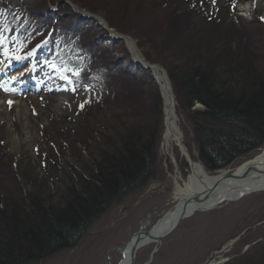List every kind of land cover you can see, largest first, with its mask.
Listing matches in <instances>:
<instances>
[{
	"label": "trees",
	"instance_id": "1",
	"mask_svg": "<svg viewBox=\"0 0 264 264\" xmlns=\"http://www.w3.org/2000/svg\"><path fill=\"white\" fill-rule=\"evenodd\" d=\"M15 1L21 3L0 0V42L11 43L15 51L29 52L39 45L45 58L55 59V44L70 43L92 52L96 62L101 55L109 66L113 49L96 42L98 32L106 34L91 18L97 15L124 37L111 36L115 42L122 40L115 50L122 45L125 54L115 67L117 81H110L96 102L80 105L83 120L62 137L52 165L61 177L56 189L38 174L31 177L34 161L13 157L0 139V264L40 262L72 248L104 212L155 175L164 98L153 71L138 63L125 45L127 37L136 42L144 61L165 69L178 113L190 122L198 160L207 171L226 169L264 144V55L253 51L249 56L250 42L245 49L214 42L206 50L201 41L200 47L189 42L187 32L176 33L180 26L190 30L197 25H191L195 16L199 22H221L222 14L226 19L243 0H227L224 7L215 0L204 18L183 6L185 0ZM200 2V9L208 7L207 0ZM258 24L262 29L263 22ZM149 36L152 48L164 58L153 59L152 51L145 52L141 44Z\"/></svg>",
	"mask_w": 264,
	"mask_h": 264
},
{
	"label": "rangeland",
	"instance_id": "2",
	"mask_svg": "<svg viewBox=\"0 0 264 264\" xmlns=\"http://www.w3.org/2000/svg\"><path fill=\"white\" fill-rule=\"evenodd\" d=\"M11 1L16 5L21 3ZM185 1L187 4L183 6L199 11L202 18L205 12H211L215 3V0H207L205 5L208 7L202 10L199 8L202 1ZM226 3L227 0H220L218 5L224 7ZM235 9L236 12L231 11L226 19L224 12L219 20L221 22L212 20L211 23L215 22L212 24L199 22L200 18L195 16L191 25L194 22L197 25H193L190 30L180 26L176 28V33L180 35L187 32L185 38L189 42L195 41L197 47L203 46L206 50L211 49L214 42H222L232 49L239 46L245 49L250 42L253 50L249 47V56L253 51L254 54L258 52L264 55V0H243L236 4ZM181 11L185 9L181 8ZM94 17L92 15L91 18ZM95 19V23L103 26L106 32H98L100 42H96L108 44L113 49L109 61L115 68L124 58L121 57L125 54L122 45L115 50V46L121 44L117 42L123 39L115 42L111 36L119 37L118 34L98 18ZM259 21L263 22L262 29ZM189 25L190 22L186 21V26ZM84 26L80 29L84 30ZM90 27L87 24V28ZM125 45L132 50L133 46L128 41ZM141 45L145 52L152 51L150 56L153 59L164 58L152 48L150 36ZM80 47L70 43L55 44V59L31 56L18 62H10L0 50L1 147L13 157L26 162L33 160L29 172L31 177L38 174L41 181L46 180L49 187L54 189L61 181L52 167L57 147L64 142L62 137L83 120L80 105L87 101L96 102L105 93L104 88L108 83L119 75L116 68L110 70V65H105V58L101 55L96 62L92 52ZM180 117L184 140L193 158L198 160L192 126L182 118L184 116ZM109 122L106 128L112 124ZM98 135V132L94 133V136ZM262 149L264 144L261 149L239 157L228 170L261 154ZM158 152L155 175L143 188L130 193L122 203L104 212L77 245L30 264H111V261L112 264H119L122 254L113 252L110 261V249L124 245L137 231L151 229L164 213L176 206L177 185L187 180L189 164L181 156L178 147L173 146L168 152H163L160 146ZM81 155L90 160L88 151L82 150ZM62 156L60 162L65 159L64 154ZM154 247L150 244L140 248L135 264H216L223 260H226L223 264H264V190L243 196L237 201L223 202L210 211L196 212L184 219L168 238L158 243L155 254L151 256Z\"/></svg>",
	"mask_w": 264,
	"mask_h": 264
},
{
	"label": "bare ground",
	"instance_id": "3",
	"mask_svg": "<svg viewBox=\"0 0 264 264\" xmlns=\"http://www.w3.org/2000/svg\"><path fill=\"white\" fill-rule=\"evenodd\" d=\"M133 50V48H132ZM158 71V81L163 90L164 108L165 109V122L164 132L162 136L161 150L168 152L170 147L176 146L185 159L189 157V174L184 184L178 183L176 189V197H178L176 203V209H171L170 213L167 214L163 220L157 224L155 231L162 232L168 230L171 225L178 219L183 207V201L189 196H197L198 194L208 193L210 190V197L205 204L190 203L188 211H193V216L199 211H210L216 208L223 202H231L239 200L237 197L241 193L248 192L251 189L264 190V149L261 154L251 158L249 161L241 163L234 169H226L221 171L219 174H212L207 171L203 164L194 159L190 150L187 147L186 141L183 137V130L180 127L182 119L176 108V99L170 86V81L166 77L164 71L156 67ZM160 70V71H159ZM186 148V151L184 150ZM172 150V148H171ZM189 153V155H188ZM186 156H188L186 158ZM251 170H249V169ZM233 176H232V175ZM218 184L213 190V186ZM212 190V191H211ZM253 193V192H252ZM252 193H245L244 196L251 195ZM174 210V211H173ZM189 216V217H190ZM157 245L155 242L144 240L141 242V246L138 248L146 247L147 245ZM131 245H128L126 251L122 253L121 264L130 263V249ZM154 247V248H155ZM155 254V253H154ZM222 261L216 264H221Z\"/></svg>",
	"mask_w": 264,
	"mask_h": 264
},
{
	"label": "water",
	"instance_id": "4",
	"mask_svg": "<svg viewBox=\"0 0 264 264\" xmlns=\"http://www.w3.org/2000/svg\"><path fill=\"white\" fill-rule=\"evenodd\" d=\"M131 42V45L133 46V50H134V54H135V57L140 60L141 63L144 64V66L148 67L149 69L151 68L155 77L156 75H158V71L156 69L155 66L153 65H148L146 63H144L140 58L139 56V51L137 49V46L135 44V42L128 38ZM165 75H166V72L164 71ZM166 77L168 78V76L166 75ZM158 78V77H156ZM169 80V79H168ZM162 96H163V90H162ZM166 116V115H165ZM184 150L186 151V148L184 147ZM189 155V153H188ZM188 156H186L187 158ZM188 161L189 164L190 161H189V157L186 159ZM249 169V168H248ZM251 170V169H249ZM232 175V174H231ZM233 176V175H232ZM218 184H215L213 187V190L216 188ZM212 191V190H211ZM261 190H254V189H251L249 190L248 192H245V193H252V192H259ZM210 190L208 191V193H205V194H198L197 196H189L188 198H186L184 201H183V209L181 211V213L179 214L178 216V219L171 225L170 228H168V230L166 231H162V232H156L155 229L157 228V224L163 220L165 217H167V214L170 213V210L167 211L166 214L163 215V217H161L160 219L157 220L156 224L152 226L151 229L149 230H146V231H137L135 234H133L128 241H126V243L124 245H121V246H117L115 248H111L110 249V261H111V254L115 251L117 252H120V253H124V251H126V248L128 245H131L130 249V263L129 264H135V258H136V255H137V251L139 250L138 248L141 246V242L144 241V240H147V238L150 240V242H155V243H160L162 242L164 239L168 238V236L170 234H172L173 232H175L179 225L181 224V222L188 218L190 215L193 214V211H188V206L190 205V203H195V204H205V202L209 199L210 197ZM245 193H241V195L239 197H237L238 199H241L242 196L245 195ZM178 206V205H177ZM174 209H176V207ZM174 211V210H173ZM157 249L154 250V252L156 251ZM226 260H223L221 262V264H223ZM111 264H112V261H111ZM121 264V262L119 263Z\"/></svg>",
	"mask_w": 264,
	"mask_h": 264
}]
</instances>
